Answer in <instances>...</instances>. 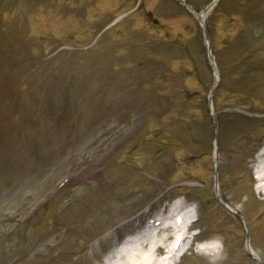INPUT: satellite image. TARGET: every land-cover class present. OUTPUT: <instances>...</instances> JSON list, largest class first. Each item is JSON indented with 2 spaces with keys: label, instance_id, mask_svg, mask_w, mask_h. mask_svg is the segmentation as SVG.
<instances>
[{
  "label": "rangeland",
  "instance_id": "rangeland-1",
  "mask_svg": "<svg viewBox=\"0 0 264 264\" xmlns=\"http://www.w3.org/2000/svg\"><path fill=\"white\" fill-rule=\"evenodd\" d=\"M20 1L12 0V11L24 7L16 19L0 15V42L29 25L33 37L49 33L61 36L62 44L76 40L88 46L62 50L42 41L41 47L21 42L25 60L17 74H5L8 61L5 57L2 64L0 57V264H104L106 251L120 238L169 208L179 192L174 181L208 199L202 205V236L224 230L231 240L228 253L221 255L200 251L193 243L192 253L177 264H257L244 246V221L209 199L216 186L225 201L242 211L251 243L264 258V196L252 176L264 145V114L257 112H264V0H222L207 18L223 73L215 93L220 149H225L218 182L208 103L214 77L199 22L178 0L138 5L127 0L135 5L134 14L116 30L100 29L99 45L92 43L94 33L118 11L111 10L113 4L125 0ZM188 1L198 9L210 2ZM242 19L247 22L243 30ZM241 34L256 63L245 64L249 74L239 78L241 71L231 69L241 61L235 53ZM55 52L52 61L45 58ZM22 53L13 51L19 60ZM26 53L46 59L28 68L34 86L46 88L37 92L46 102L36 90L18 85L30 60ZM97 70L89 88L66 102L65 90L87 85V71ZM239 110L259 115H231ZM182 116L184 121L167 126ZM19 121L29 129L21 130L15 124ZM36 133L38 149L30 143ZM22 141L29 145L19 160ZM172 157L173 172L159 171L164 160L168 169ZM87 170L98 171L102 179L86 180ZM68 176L70 185L59 187ZM128 212L138 218H125Z\"/></svg>",
  "mask_w": 264,
  "mask_h": 264
},
{
  "label": "bare ground",
  "instance_id": "bare-ground-1",
  "mask_svg": "<svg viewBox=\"0 0 264 264\" xmlns=\"http://www.w3.org/2000/svg\"><path fill=\"white\" fill-rule=\"evenodd\" d=\"M259 155L261 157L264 156V149ZM261 162H264V157H262ZM260 167H262V163ZM181 206L184 205L175 204L170 213L161 218L159 224L148 225L147 229L137 235L135 239L127 241L128 244L125 246L124 252L122 250L118 251L121 253V261L118 264H165V260L161 258V254L165 253V249H167L170 244L169 240L173 238V234L169 232V227L171 228L173 224L169 223V219L171 218V213L181 212L179 210ZM166 222L169 224L165 225ZM185 223L186 222L178 226L180 231L185 230ZM186 239L187 236L184 242Z\"/></svg>",
  "mask_w": 264,
  "mask_h": 264
}]
</instances>
